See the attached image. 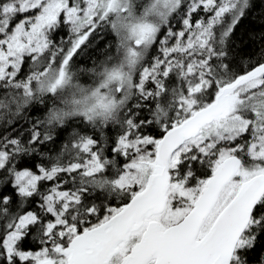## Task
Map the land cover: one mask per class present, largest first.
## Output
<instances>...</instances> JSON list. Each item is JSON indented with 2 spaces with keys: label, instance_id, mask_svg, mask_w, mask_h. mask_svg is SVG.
Returning a JSON list of instances; mask_svg holds the SVG:
<instances>
[{
  "label": "snow or ice",
  "instance_id": "1",
  "mask_svg": "<svg viewBox=\"0 0 264 264\" xmlns=\"http://www.w3.org/2000/svg\"><path fill=\"white\" fill-rule=\"evenodd\" d=\"M0 264H264V0H0Z\"/></svg>",
  "mask_w": 264,
  "mask_h": 264
},
{
  "label": "trees",
  "instance_id": "2",
  "mask_svg": "<svg viewBox=\"0 0 264 264\" xmlns=\"http://www.w3.org/2000/svg\"><path fill=\"white\" fill-rule=\"evenodd\" d=\"M98 55H99V53H98Z\"/></svg>",
  "mask_w": 264,
  "mask_h": 264
}]
</instances>
